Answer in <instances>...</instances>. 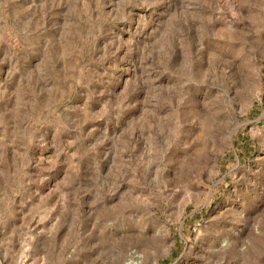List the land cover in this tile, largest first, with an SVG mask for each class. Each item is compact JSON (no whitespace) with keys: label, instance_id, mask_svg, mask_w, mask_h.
Here are the masks:
<instances>
[{"label":"rangeland","instance_id":"obj_1","mask_svg":"<svg viewBox=\"0 0 264 264\" xmlns=\"http://www.w3.org/2000/svg\"><path fill=\"white\" fill-rule=\"evenodd\" d=\"M264 264V0H0V264Z\"/></svg>","mask_w":264,"mask_h":264},{"label":"built area","instance_id":"obj_2","mask_svg":"<svg viewBox=\"0 0 264 264\" xmlns=\"http://www.w3.org/2000/svg\"><path fill=\"white\" fill-rule=\"evenodd\" d=\"M118 264H144L143 254L135 247L129 249L127 256Z\"/></svg>","mask_w":264,"mask_h":264}]
</instances>
